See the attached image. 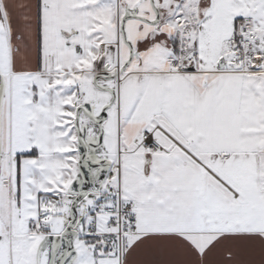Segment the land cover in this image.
<instances>
[{"label":"snow or ice","instance_id":"snow-or-ice-1","mask_svg":"<svg viewBox=\"0 0 264 264\" xmlns=\"http://www.w3.org/2000/svg\"><path fill=\"white\" fill-rule=\"evenodd\" d=\"M0 264H264V0H0Z\"/></svg>","mask_w":264,"mask_h":264}]
</instances>
